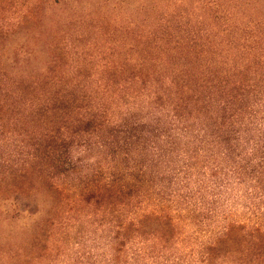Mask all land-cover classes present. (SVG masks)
<instances>
[{
    "label": "trees",
    "instance_id": "1",
    "mask_svg": "<svg viewBox=\"0 0 264 264\" xmlns=\"http://www.w3.org/2000/svg\"><path fill=\"white\" fill-rule=\"evenodd\" d=\"M239 191L260 220L264 0H0V264H264Z\"/></svg>",
    "mask_w": 264,
    "mask_h": 264
},
{
    "label": "rangeland",
    "instance_id": "2",
    "mask_svg": "<svg viewBox=\"0 0 264 264\" xmlns=\"http://www.w3.org/2000/svg\"><path fill=\"white\" fill-rule=\"evenodd\" d=\"M242 192L235 193V195L231 198L225 196L221 202L225 203L224 209H227L230 214L234 216L235 219L239 221H243L245 223H251L253 221H258L257 215H255L256 205L246 201L243 197H241ZM253 218V219H252ZM259 222L263 225L264 228V213ZM224 226H190L188 231L194 233L196 230L200 231L195 238L193 239V243H202L207 242L211 236L217 232H219ZM70 255L67 257H61L54 261L53 264H69L70 263Z\"/></svg>",
    "mask_w": 264,
    "mask_h": 264
}]
</instances>
